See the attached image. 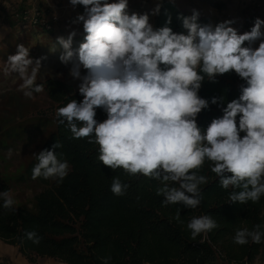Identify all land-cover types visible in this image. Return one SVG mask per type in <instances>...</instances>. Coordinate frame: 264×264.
Listing matches in <instances>:
<instances>
[{
	"label": "clouds",
	"instance_id": "clouds-1",
	"mask_svg": "<svg viewBox=\"0 0 264 264\" xmlns=\"http://www.w3.org/2000/svg\"><path fill=\"white\" fill-rule=\"evenodd\" d=\"M70 3L84 7L74 23L82 22L86 35L76 49L72 46L76 31L67 38L57 37L63 48L59 59L72 64L70 75L80 80L83 99L65 97L67 102L56 109L55 117L67 126L71 138H87L89 144L98 145L99 161L113 171L123 169L130 176L159 181L156 194L164 197L162 206L200 205L201 186L208 183L200 174L205 162L220 186L232 189V204L258 203L264 196V20L257 18L250 31L240 34L230 20L214 27L197 23L199 13L194 10L191 16L179 17L185 34L168 26L154 28L147 13L129 14V0ZM160 7L156 5L153 15ZM257 41L258 47H253ZM43 59H33L24 44L7 57L4 71L19 76L27 98L44 91V85L36 82ZM81 69L86 74L81 75ZM232 72L244 82L239 98L201 129L197 117L209 108V101L198 95L203 82ZM224 100L213 97L211 104ZM98 109L107 114L102 122L96 119ZM52 147L62 144L57 141ZM62 155L48 149L35 154L31 178L61 182L69 172ZM129 186L115 176L110 190L123 196ZM0 202L3 209L15 210L10 190L0 192ZM173 218L184 223L179 209ZM219 226L210 215H201L192 217L186 228L195 240ZM25 237L36 245L42 240L35 230ZM250 241H264V224L235 230V244ZM110 260L111 256L104 257L102 264Z\"/></svg>",
	"mask_w": 264,
	"mask_h": 264
},
{
	"label": "trees",
	"instance_id": "trees-1",
	"mask_svg": "<svg viewBox=\"0 0 264 264\" xmlns=\"http://www.w3.org/2000/svg\"><path fill=\"white\" fill-rule=\"evenodd\" d=\"M263 1L259 0L262 8ZM160 5L159 13L153 17V27L168 26L174 32L186 34L179 17L191 16L193 11L171 0H162ZM212 7L222 11L225 5L214 2ZM248 9L258 13L254 6ZM14 13L10 17L15 24V35H4L0 40L3 46L4 40L12 41L14 36L59 34L58 26L50 31L40 26L28 27L17 21ZM222 17L213 19L199 14L197 23L214 27L227 21ZM243 83L235 72L218 75L215 82H203L198 95L209 101V108L197 117L201 129L221 117L222 108L228 102L239 98ZM40 84L44 85L43 92L54 107V127L39 152L48 149L62 153L60 159L68 162L69 172L61 182L42 177L33 180L31 173L36 157L29 163L18 181L32 179L44 188L34 197L32 209L14 206L15 210L10 211L0 207L1 243L16 248L29 264L44 259L60 264H102L107 256H111L109 264H255L258 260L264 261V241L260 244L250 241L243 246L233 242L237 228L251 229L256 224H264V196L255 204H232L229 200L232 189H223L205 162L200 174L208 178V183L201 186L200 205L195 209L183 204L162 206L164 197L156 194L159 181L139 174L130 176L123 169L113 171L99 161L98 145L89 144L87 138L72 139L67 126L57 122L56 109L67 102L65 97L82 100L79 91L51 78ZM220 96L225 98L223 104H211L213 97ZM106 118L107 114L98 109L96 119L102 122ZM57 141L62 147L53 149ZM115 176L130 185L123 196H116L110 190ZM7 190H10L9 182L0 178V192ZM178 209L183 224L173 218ZM201 215H210L220 226L206 237L201 235L192 240L186 225L192 217ZM32 230L42 237L39 245L25 237V233Z\"/></svg>",
	"mask_w": 264,
	"mask_h": 264
},
{
	"label": "rangeland",
	"instance_id": "rangeland-1",
	"mask_svg": "<svg viewBox=\"0 0 264 264\" xmlns=\"http://www.w3.org/2000/svg\"><path fill=\"white\" fill-rule=\"evenodd\" d=\"M177 1H182L186 9L195 10L201 15L211 16L213 19L224 16L227 21H233L234 26L231 27L239 28L237 31L240 34L250 31L257 18L264 20V8L258 9V13H254L255 10L248 9L251 8L248 0L246 1L249 7L236 10L229 4V2H232L233 6L236 0ZM109 2H113V0H109ZM214 2L224 4L225 7L222 11H217L212 7ZM52 3L53 7L56 6L54 12L60 16L59 34L50 37L25 34L14 36L15 39L12 41L7 39L9 43L4 40L3 42L6 43L4 46L0 44V178L9 182L10 191L16 200L14 206H26L29 209H32L34 197L44 187L32 179L18 181V178L24 174L25 169L35 158V154L40 151L42 143L52 131L54 127V107L43 91L34 93L32 98L25 97L20 88L22 80L16 73L6 74L4 69L7 66V57L15 54L18 44H24L29 48L30 56L33 59L44 57L41 61V69L37 74L36 82L38 84L51 78L64 81L78 90L80 80L74 79L70 75L72 64L65 65L59 59L63 48L57 43V37L67 38L70 32L74 30L77 34L73 38L72 46L73 49L79 47L86 34L83 30V23H74V21L78 15L84 14V7L82 5L73 6L70 0H53ZM13 6L11 5L12 8ZM154 8L155 1L152 2L151 0H129L128 3L129 14L147 13L151 24H153ZM7 9L8 7L0 1V20L3 27H5L0 26L1 41L2 36L7 33L14 34L13 27L15 24L12 23L10 12H7ZM208 11H211L210 13H213V15H210ZM258 45L259 41L253 47H258ZM84 74H86L85 70L81 69V75ZM9 149L12 150L11 158L8 157ZM2 245L3 243H0V264H29L24 258L23 261L18 262L17 259L8 254L7 248ZM15 252H17L16 248ZM16 254L18 255V252ZM24 261L26 262L24 263ZM35 264L48 263L44 259L38 260Z\"/></svg>",
	"mask_w": 264,
	"mask_h": 264
},
{
	"label": "crops",
	"instance_id": "crops-1",
	"mask_svg": "<svg viewBox=\"0 0 264 264\" xmlns=\"http://www.w3.org/2000/svg\"><path fill=\"white\" fill-rule=\"evenodd\" d=\"M5 6L8 7L7 9V12H10L9 15L13 12H16V11H19L23 8H37L38 10H43V11H46L48 8H55L56 6L53 7V0H49L48 3H46V0H0ZM152 2L155 1V7L157 4H160L162 2V0H151ZM177 4H181L182 1H177V0H171ZM233 1V0H232ZM52 4V5H50ZM230 6L234 8V10L236 9H240V8H246V7H249V5L247 4V1L246 0H236L234 5L232 6V2H229ZM243 4L245 5L243 7ZM11 5H14L13 8L11 7ZM229 6V7H230ZM73 7V6H72ZM211 11H208V13H210ZM235 12V11H234ZM210 15H213V13H210ZM218 16V15H217ZM154 17V15H153ZM220 19H223L222 17L218 16ZM153 25V24H152ZM0 26H2V28H5L3 27L2 25V21L0 20ZM262 31H264V28H262ZM3 38V36H2ZM1 38V39H2ZM1 243V242H0ZM4 247L7 248V251L9 252H6L8 253L11 257H13L14 259H17L18 262L19 261H23V257L21 255H17L15 252V248L13 247H10V246H7V245H2ZM6 251V250H5ZM46 263L48 264H60V263H57L55 261H52V260H46ZM26 261H24L25 263ZM255 264H264V261H256Z\"/></svg>",
	"mask_w": 264,
	"mask_h": 264
},
{
	"label": "built area",
	"instance_id": "built-area-1",
	"mask_svg": "<svg viewBox=\"0 0 264 264\" xmlns=\"http://www.w3.org/2000/svg\"><path fill=\"white\" fill-rule=\"evenodd\" d=\"M251 6L261 9L259 0H248ZM55 8H48L46 11L37 8H23L14 13V18L28 27L40 26L46 31L53 30L60 23V16L54 12Z\"/></svg>",
	"mask_w": 264,
	"mask_h": 264
}]
</instances>
